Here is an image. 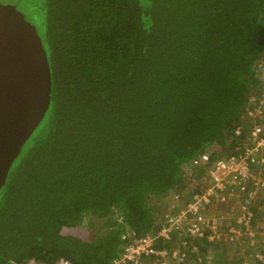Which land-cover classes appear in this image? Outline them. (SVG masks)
Returning <instances> with one entry per match:
<instances>
[{
    "label": "trees",
    "instance_id": "1",
    "mask_svg": "<svg viewBox=\"0 0 264 264\" xmlns=\"http://www.w3.org/2000/svg\"><path fill=\"white\" fill-rule=\"evenodd\" d=\"M5 4L26 10L50 92L0 188V264H109L120 232L157 229L152 199L199 190L212 161L241 151L246 127H262L246 111L264 91V0ZM202 153L209 161L193 164ZM194 241L195 261L207 243Z\"/></svg>",
    "mask_w": 264,
    "mask_h": 264
},
{
    "label": "built area",
    "instance_id": "2",
    "mask_svg": "<svg viewBox=\"0 0 264 264\" xmlns=\"http://www.w3.org/2000/svg\"><path fill=\"white\" fill-rule=\"evenodd\" d=\"M250 107L246 111L249 119L263 114L261 102L255 96L249 97ZM236 133L240 130L237 128ZM247 143L241 151L226 158H215L206 169L207 185L189 196L174 192L165 206V213L156 230L136 235L134 231H122L121 254L109 264H200L201 257L191 260L189 254L196 250L195 240L214 242L224 237L228 242L239 243L248 239V246L254 248L251 258L243 257L237 264H264V252L254 244L258 242L253 223L251 205L258 189L264 191V173L253 168H264V132L261 126L253 124L246 129ZM208 153H202L193 164L206 163ZM260 171V170H259ZM232 202H234L232 204ZM223 205L221 211L208 209L210 205ZM229 221V222H226ZM173 239L169 247L159 242ZM21 264H71L63 257L51 263L33 258Z\"/></svg>",
    "mask_w": 264,
    "mask_h": 264
},
{
    "label": "water",
    "instance_id": "3",
    "mask_svg": "<svg viewBox=\"0 0 264 264\" xmlns=\"http://www.w3.org/2000/svg\"><path fill=\"white\" fill-rule=\"evenodd\" d=\"M50 74L32 24L0 2V188L49 103Z\"/></svg>",
    "mask_w": 264,
    "mask_h": 264
},
{
    "label": "crops",
    "instance_id": "4",
    "mask_svg": "<svg viewBox=\"0 0 264 264\" xmlns=\"http://www.w3.org/2000/svg\"><path fill=\"white\" fill-rule=\"evenodd\" d=\"M263 105H264V99L261 102V106H263ZM258 118L260 119V121H262V123H260V124L262 125V129L264 132V116H263V114L261 116H258ZM248 128L249 127H246V129H248ZM246 142H247V140H246ZM262 153L264 155V148H263ZM261 172L264 173V170H261ZM206 185H207V182L205 181V179H203V182H201V185L199 187L200 189L195 191V192H199ZM259 191H262V189L260 188ZM256 199L254 201L255 202V209H258L261 216L258 217L259 220H257V218L255 217V221H254L256 237L258 239V242L254 244V247H256L260 251L264 252V226H262V224L264 223V204H259L258 200L256 201ZM233 203L234 202H232V204ZM263 203H264V197H263ZM213 206H215L217 208H212L210 210H213L215 212L221 211L222 208L224 210V207H222L223 205L215 204ZM253 207H254V205H253ZM209 208L210 207H208V209ZM226 222H229V221H226ZM201 241H204V240L201 239ZM206 243H207L206 245L203 244V247L205 246L207 248V253H205L204 257L202 255L200 256L201 257L200 264H220V262L218 260V255H222V257L224 258L223 260H225L224 262L226 264H237L243 257H247L245 255L246 252L254 249V248L248 246V239L247 238H240L239 243H233V242H228L224 237H222L221 239L216 240L214 242H206ZM242 244L244 245L243 246L244 250H241L240 248H238V246L240 247ZM229 252L232 253V255H233L232 258H230ZM215 253H218V255H215Z\"/></svg>",
    "mask_w": 264,
    "mask_h": 264
},
{
    "label": "rangeland",
    "instance_id": "5",
    "mask_svg": "<svg viewBox=\"0 0 264 264\" xmlns=\"http://www.w3.org/2000/svg\"><path fill=\"white\" fill-rule=\"evenodd\" d=\"M7 0H0L1 3H4L6 2ZM16 9L18 10V12L24 10V12H26V10L24 8H22L21 6H15ZM22 13V12H21ZM261 95L263 96L261 99H264V91L261 93ZM260 170V171H259ZM257 170V172H261V169ZM187 181V180H186ZM194 184H197L198 186L201 185V180L200 179H197L196 181H194ZM171 197L170 194H167L165 197H161L159 198L158 200L157 199H152L151 203L154 204L155 206V209L158 210V212H161V217L160 219L162 218L163 214L165 213V206L166 204L168 203L169 201V198ZM262 224V223H261ZM260 224V225H261ZM262 226H264V223L262 224ZM85 230V231H84ZM83 232L87 235L89 232H88V229L87 228H84L83 229ZM244 245L242 244L240 247L238 246V248H240L241 250H244ZM230 253V258H232V253ZM248 252L245 253V255H247Z\"/></svg>",
    "mask_w": 264,
    "mask_h": 264
},
{
    "label": "bare ground",
    "instance_id": "6",
    "mask_svg": "<svg viewBox=\"0 0 264 264\" xmlns=\"http://www.w3.org/2000/svg\"><path fill=\"white\" fill-rule=\"evenodd\" d=\"M253 218H254V215H253ZM255 219V218H254Z\"/></svg>",
    "mask_w": 264,
    "mask_h": 264
},
{
    "label": "clouds",
    "instance_id": "7",
    "mask_svg": "<svg viewBox=\"0 0 264 264\" xmlns=\"http://www.w3.org/2000/svg\"><path fill=\"white\" fill-rule=\"evenodd\" d=\"M200 240V239H199Z\"/></svg>",
    "mask_w": 264,
    "mask_h": 264
}]
</instances>
